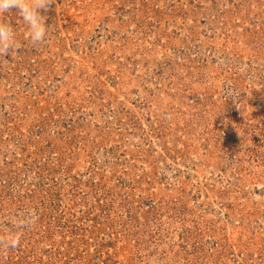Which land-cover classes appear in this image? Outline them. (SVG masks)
<instances>
[{
  "label": "rangeland",
  "instance_id": "obj_1",
  "mask_svg": "<svg viewBox=\"0 0 264 264\" xmlns=\"http://www.w3.org/2000/svg\"><path fill=\"white\" fill-rule=\"evenodd\" d=\"M0 57V264H264V0H54Z\"/></svg>",
  "mask_w": 264,
  "mask_h": 264
},
{
  "label": "clouds",
  "instance_id": "obj_2",
  "mask_svg": "<svg viewBox=\"0 0 264 264\" xmlns=\"http://www.w3.org/2000/svg\"><path fill=\"white\" fill-rule=\"evenodd\" d=\"M54 0H0V57H10L21 47L17 28L11 17H19L26 26L27 41L38 46L49 38L51 25L45 13ZM36 211L33 208L17 210L0 226V245L18 247L24 230L33 226Z\"/></svg>",
  "mask_w": 264,
  "mask_h": 264
}]
</instances>
